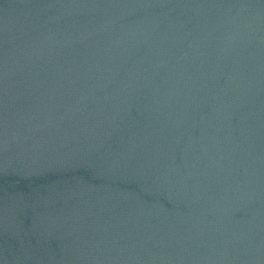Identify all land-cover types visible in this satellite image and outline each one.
Here are the masks:
<instances>
[{
    "label": "water",
    "instance_id": "obj_1",
    "mask_svg": "<svg viewBox=\"0 0 264 264\" xmlns=\"http://www.w3.org/2000/svg\"><path fill=\"white\" fill-rule=\"evenodd\" d=\"M0 264H264V0H0Z\"/></svg>",
    "mask_w": 264,
    "mask_h": 264
}]
</instances>
